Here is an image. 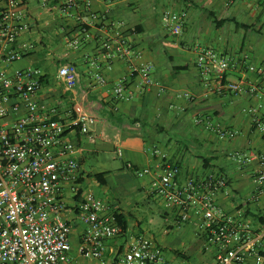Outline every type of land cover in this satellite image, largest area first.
I'll return each instance as SVG.
<instances>
[{
	"label": "crops",
	"instance_id": "crops-1",
	"mask_svg": "<svg viewBox=\"0 0 264 264\" xmlns=\"http://www.w3.org/2000/svg\"><path fill=\"white\" fill-rule=\"evenodd\" d=\"M19 1L18 10L29 24V30L19 42L29 43V49L21 59L11 63L4 61L7 50L0 51V71L8 76L16 69L27 67L43 71L42 86L35 101L42 107L44 119L68 120L79 112L96 118L89 134L77 133L71 138L78 149L76 157L83 175L81 190L85 189V182L101 186L102 194L97 193L96 197L107 199L108 205L127 224L124 236L109 243L110 253L106 257L110 258L113 251L132 239L142 237V223L150 219L139 209L146 202L151 211L150 204H154L155 210L163 209L164 218L178 220V210L167 207L163 197L151 188L155 175L154 159L150 155L153 147L164 151L170 162L180 167L179 185L190 177L200 178L220 171L229 181L228 194L222 192L217 197L222 211L232 215L242 209L251 219L255 232L264 228V201L252 199L256 192L257 162L240 165L231 158L249 150L264 152V133L243 112L247 107L262 105L260 114L264 121V73L248 72L239 62L240 53L247 52L249 63L264 67L261 45L264 0H75L77 8L71 15L60 11L64 0ZM168 8L188 13L178 36L171 33L166 20L161 21V15ZM91 13L97 16L96 20L90 19ZM77 15L86 22L85 30ZM158 21L176 37L174 46L180 51L162 55L159 50L147 49L146 35L156 31ZM118 46L129 48L132 56L117 54ZM208 49L232 59L224 82L241 83L243 90L237 94L217 93L216 80L203 78L196 62L201 51ZM166 58L172 63L170 66L165 64ZM189 59L190 63L175 64ZM141 62L152 66L154 84L150 87L142 85L133 72V67ZM62 66L75 69L76 85L72 89L58 77ZM96 74L105 77L106 84H100ZM119 82L125 85L129 100L115 99L113 89ZM253 86L258 88L257 95L249 92ZM16 103L17 99L13 98L9 121L27 112ZM197 117L220 122L236 132V136L224 144H214L205 132L218 137L205 126L196 125ZM91 158L97 159L96 166L89 165ZM128 163L136 168L149 167L152 172L137 176L127 168ZM62 197L66 207L62 216L72 226L75 251L84 230L76 214L80 197L67 184ZM258 218L262 220L259 222ZM188 223L196 226L205 241L198 220L194 217ZM73 255L83 261L76 252ZM212 255L211 264L215 251Z\"/></svg>",
	"mask_w": 264,
	"mask_h": 264
},
{
	"label": "built area",
	"instance_id": "built-area-1",
	"mask_svg": "<svg viewBox=\"0 0 264 264\" xmlns=\"http://www.w3.org/2000/svg\"><path fill=\"white\" fill-rule=\"evenodd\" d=\"M19 5V0H0V51L7 50L6 63L21 59L29 49V43L19 42L29 30V24L18 10ZM86 5L89 6L90 1ZM76 8L75 0H64L60 11L71 15ZM163 16L171 33L180 35L188 13L165 10ZM76 18L85 30L83 17L77 15ZM90 19L94 21L97 16L91 13ZM116 52L121 56H132V51L122 46H118ZM249 61V54L241 52L239 62L248 72L264 73V67ZM231 65L232 59L210 49L201 51L196 62V68L205 80H216L217 93L237 94L244 89L243 84L224 82ZM133 72L139 76L142 85L150 87L154 84L151 65L141 62L133 67ZM43 76L41 69L32 67L16 69L12 76L0 71V264H171L161 246L145 236L127 242L113 251L110 258L105 256L110 253L109 243L122 237L124 231L116 220V211L106 201L86 188L81 190L83 175L76 157L78 149L71 138L77 133L89 134L97 120L84 112L76 113L68 120L44 119L42 107L35 101ZM58 77L68 89L75 87L74 67H60ZM95 78L102 85L107 82L100 74ZM257 91L255 86L249 89L252 94L257 95ZM113 92L117 101L130 99L122 82L114 86ZM13 98L18 102L15 105H22L27 112L9 121ZM261 107L250 106L243 112L264 133ZM194 123L212 130L220 140L236 136V132L220 122L212 123L209 118L197 117ZM118 154L121 155V150ZM150 155L155 169L151 182L153 192L163 197L167 207L178 210L179 223L194 217L198 220L205 236V251H215L213 264H264V228L255 232L245 211L239 209L230 215L218 205V194L229 192V181L220 171L205 177H190L179 185L180 167L170 162L167 154L157 147L150 150ZM231 158L240 165L257 162L256 192L252 199L264 201V152L249 150ZM127 168L134 170L137 176L152 172L149 167L136 168L131 163ZM65 184L80 197L76 214L84 230L75 251L72 226L62 216L66 208L62 197ZM80 190L82 192L78 193ZM74 252L83 261H78Z\"/></svg>",
	"mask_w": 264,
	"mask_h": 264
},
{
	"label": "rangeland",
	"instance_id": "rangeland-1",
	"mask_svg": "<svg viewBox=\"0 0 264 264\" xmlns=\"http://www.w3.org/2000/svg\"><path fill=\"white\" fill-rule=\"evenodd\" d=\"M166 10H174L168 8ZM174 11L178 12V9ZM162 23L165 22V18L161 15ZM156 31H150L147 33V49L151 48L153 51L159 50L161 54H175L176 50L180 51L179 47L174 46L175 38L168 29L163 28L162 24L158 21ZM164 35H167L165 37ZM264 39V37H263ZM261 45L264 48V40L261 41ZM193 48V47H192ZM168 56V55H167ZM193 58L192 55L189 56ZM190 60L176 61L175 64L184 65L190 63ZM166 65L170 66L172 63L166 58ZM135 127L142 128L141 125H135ZM189 127L194 128L193 124H189ZM205 135L210 138L214 144H224L226 140H219L213 134L205 132ZM110 158L114 159L113 154L109 155ZM89 165L96 166L97 159L91 158L88 161ZM89 182V180H88ZM84 187L96 194H102L100 190L101 186L94 183H86ZM102 197V196H100ZM99 198V197H98ZM102 199V198H100ZM103 201L107 199H102ZM107 202V201H106ZM152 211L148 208L147 202L145 203L144 209L141 207L139 210L147 216L150 220L142 223L143 232L141 236L152 238L155 240L163 249L165 257L170 261L171 264H211L213 251H205V241L196 229L194 224L183 222L179 223L174 217L164 218L161 214L162 208L156 209V205L150 204ZM138 217V216H137Z\"/></svg>",
	"mask_w": 264,
	"mask_h": 264
},
{
	"label": "trees",
	"instance_id": "trees-1",
	"mask_svg": "<svg viewBox=\"0 0 264 264\" xmlns=\"http://www.w3.org/2000/svg\"><path fill=\"white\" fill-rule=\"evenodd\" d=\"M96 178H98L99 179V176H96ZM115 217H116V220H117V222L122 226V228H123V235L122 236H124V234H125V232H126V229H127V224L125 223V221L123 220V217H122V215L121 214H119L117 211H116V213H115Z\"/></svg>",
	"mask_w": 264,
	"mask_h": 264
}]
</instances>
